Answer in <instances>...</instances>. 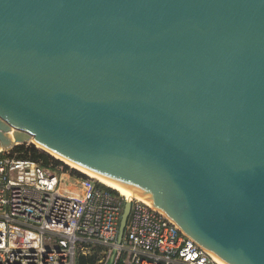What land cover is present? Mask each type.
<instances>
[{"label": "water", "instance_id": "obj_1", "mask_svg": "<svg viewBox=\"0 0 264 264\" xmlns=\"http://www.w3.org/2000/svg\"><path fill=\"white\" fill-rule=\"evenodd\" d=\"M25 142L264 264V0H0V148Z\"/></svg>", "mask_w": 264, "mask_h": 264}, {"label": "built area", "instance_id": "obj_2", "mask_svg": "<svg viewBox=\"0 0 264 264\" xmlns=\"http://www.w3.org/2000/svg\"><path fill=\"white\" fill-rule=\"evenodd\" d=\"M101 182L65 173L54 161L3 150L0 264H76L78 255L97 252L96 264H109L115 247L111 264H219L146 198ZM126 200L132 207L118 243Z\"/></svg>", "mask_w": 264, "mask_h": 264}, {"label": "trees", "instance_id": "obj_3", "mask_svg": "<svg viewBox=\"0 0 264 264\" xmlns=\"http://www.w3.org/2000/svg\"><path fill=\"white\" fill-rule=\"evenodd\" d=\"M13 149L19 151L21 156L31 157L34 159H43L44 163H46V164H48L51 161H54L56 164H61L65 168V173H69L70 175L71 174L72 175H78L81 177L87 176V174L84 173L83 171L72 167L68 163H65V161H63L62 159L57 158L54 155H52L51 153L45 151L44 149L39 148L34 143H31V142L26 143L25 142V143L16 145ZM101 184L109 187L114 192L119 193V191L117 189H115L114 187H111V186H109L103 182H101ZM97 248L100 250L102 248V246L99 245ZM99 257H100V255L98 252L94 253V254H87V255L86 254H80L76 257V264H96L97 261L99 260Z\"/></svg>", "mask_w": 264, "mask_h": 264}, {"label": "bare ground", "instance_id": "obj_4", "mask_svg": "<svg viewBox=\"0 0 264 264\" xmlns=\"http://www.w3.org/2000/svg\"><path fill=\"white\" fill-rule=\"evenodd\" d=\"M38 145L41 146L40 144H38ZM2 150H4V148L1 147V148H0V151H2ZM54 154H55V153H54ZM55 155H56L57 157H60L62 160H64L65 162H67V163L70 164L71 166H74V167H76V168H78V169H81V170L84 171V173L86 172V174H89V175L93 176L94 178L96 177L98 180L102 181L103 183H105V184H107V185H109V186H111V187H114V188L117 189L120 193H123V194H125V195H129V196H132V195H134V193H135V191H134L131 187H129V186L123 184V183H120V182L115 181V180H113V179H111V178H109V177H106V176H104V175H102V174H99V173H97V172H95V171H92V170H90V169H87V168H85V167H83V166H81V165H79V164H77V163H75V162H73V161H71V160L65 158V157H62V156H60V155H58V154H55ZM147 200H148V199H147ZM148 201L151 202L150 200H148ZM211 254L214 256V259L217 260L219 264H226L224 261H222V260L218 257V255H216L215 253H211Z\"/></svg>", "mask_w": 264, "mask_h": 264}, {"label": "rangeland", "instance_id": "obj_5", "mask_svg": "<svg viewBox=\"0 0 264 264\" xmlns=\"http://www.w3.org/2000/svg\"><path fill=\"white\" fill-rule=\"evenodd\" d=\"M37 146V145H36ZM39 148H41L40 146H38ZM42 149V148H41ZM5 151H7V150H5ZM0 153H2V151L0 152ZM55 156V155H54ZM55 157H57V156H55ZM57 158H59V157H57ZM61 159V158H60ZM64 161V160H63ZM65 163H67V162H65ZM70 165V164H69ZM72 167H74V166H72ZM74 168H76V167H74ZM76 169H78V168H76ZM79 170H81V169H79ZM81 171H83V170H81ZM84 172V171H83ZM86 173V172H85ZM88 176H91V175H89V174H87ZM93 177V176H92ZM96 178V177H95ZM97 179V178H96ZM69 180H71V179H69ZM100 257H101V255H100Z\"/></svg>", "mask_w": 264, "mask_h": 264}]
</instances>
